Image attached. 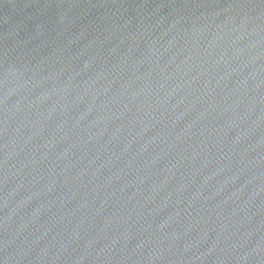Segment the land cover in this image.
<instances>
[{"label":"water","instance_id":"1","mask_svg":"<svg viewBox=\"0 0 264 264\" xmlns=\"http://www.w3.org/2000/svg\"><path fill=\"white\" fill-rule=\"evenodd\" d=\"M0 264H264V0H0Z\"/></svg>","mask_w":264,"mask_h":264},{"label":"snow or ice","instance_id":"2","mask_svg":"<svg viewBox=\"0 0 264 264\" xmlns=\"http://www.w3.org/2000/svg\"><path fill=\"white\" fill-rule=\"evenodd\" d=\"M54 2H57V3H59V2H60V0H54Z\"/></svg>","mask_w":264,"mask_h":264}]
</instances>
